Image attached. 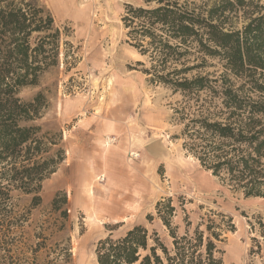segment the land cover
I'll return each mask as SVG.
<instances>
[{"label": "rangeland", "instance_id": "obj_1", "mask_svg": "<svg viewBox=\"0 0 264 264\" xmlns=\"http://www.w3.org/2000/svg\"><path fill=\"white\" fill-rule=\"evenodd\" d=\"M38 1L61 31L60 65L41 87L24 89L20 97L30 100L44 91L47 108L37 124L62 133L65 161L43 182L40 206L32 207L31 197L21 192L11 194L14 236L44 248L40 264L66 247L69 264H97L98 242L111 230L116 238L134 226L157 232L171 247L157 209L171 198L176 208L171 227L179 236L193 232L202 218L219 223L224 216L235 230H225L218 244L223 264H264L254 241L264 224V199L247 198L185 148L183 131L199 115L197 102L152 82L145 73L150 58L129 44L123 18L128 6L143 7L144 0ZM248 1L264 14V0ZM243 23L241 16L235 21L239 28ZM222 72L218 60L206 58L194 75ZM200 96L201 102L211 99ZM57 195H65L68 204L54 211Z\"/></svg>", "mask_w": 264, "mask_h": 264}, {"label": "trees", "instance_id": "obj_2", "mask_svg": "<svg viewBox=\"0 0 264 264\" xmlns=\"http://www.w3.org/2000/svg\"><path fill=\"white\" fill-rule=\"evenodd\" d=\"M128 6L123 18L129 44L152 63L151 81L197 102L199 115L183 131L185 148L207 171L248 197L264 199V14L248 0H144ZM244 19L239 28L235 21ZM61 31L38 0H0V264H40L44 248L14 236L11 194L42 203V184L65 161L60 131L39 123L47 108L44 91L32 99L24 89L39 88L59 68ZM206 58L218 60V76L195 74ZM210 96L201 102V94ZM220 102H217V101ZM200 103V104H199ZM67 206L57 195L52 208ZM169 230L171 247L157 232L134 226L97 244V264H223L218 244L232 220L202 218L193 232L178 235L171 227L176 208L170 198L157 204ZM63 217L68 218L67 210ZM190 227L191 223L188 222ZM254 241L264 263V224ZM70 248L45 264H69Z\"/></svg>", "mask_w": 264, "mask_h": 264}]
</instances>
